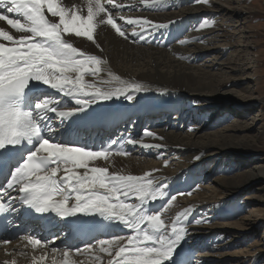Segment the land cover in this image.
<instances>
[{
    "label": "bare ground",
    "instance_id": "1",
    "mask_svg": "<svg viewBox=\"0 0 264 264\" xmlns=\"http://www.w3.org/2000/svg\"><path fill=\"white\" fill-rule=\"evenodd\" d=\"M118 2L133 6L121 9L122 15L147 17L167 27L150 28L143 33L145 40L131 36L125 40L110 26H100L96 36L101 46L99 49L85 38L72 39L89 54L98 55L107 61L102 65L105 69L101 73L102 79H108L107 70H111L122 79L141 83L144 90L132 93V101L121 97L100 102L89 109L87 115L80 113L63 118V123L62 118L49 114L52 127L56 132L59 128L68 135L84 137L86 134L88 137L96 133H86L81 128L85 130L92 125L115 123L114 131L109 133V137L114 134L115 137L105 142L117 141L115 147L127 151L129 155H117L114 152L107 160L95 161V166L107 167L110 172L125 175L151 172L166 189L169 188V195L177 190L189 194L196 181L203 182L204 177L208 176L212 185H202L193 197L176 198L170 206L174 211L165 218L171 223L177 213L185 208L192 209L184 225L187 233L181 242L180 251L185 250L180 257L189 264H202V259L203 262L207 259L224 260L227 256L232 259L228 264H259V261L264 260L262 235L261 239L247 247L236 243L240 235L250 230L256 231L260 223L264 222V209L252 207L251 214L246 213L251 204L264 206V156L255 154L253 150H244L261 143L262 133L255 129L256 116L261 115L249 114L256 104L264 105V96H255L249 88L247 76L244 78L248 61L242 58V53L247 54L248 45L240 49L242 41L236 38L234 31H230V22L243 12L239 6L231 5L230 0H208V3L202 0H160L153 7L141 5L139 0ZM74 3L84 7V0H66L68 6ZM84 11L86 14V8ZM204 21H208L210 26L200 29L199 25ZM117 23L125 22L117 19ZM0 26L10 34H15V30L6 22L0 21ZM240 26L234 27L243 32ZM126 29L131 33L134 26L126 25ZM135 30L140 31L138 27ZM182 40L186 43L181 44ZM181 56L186 59H181ZM86 79L91 81L93 77L88 76ZM62 99L70 107H75L67 98ZM159 112H164V117L175 114L166 119L160 118ZM131 114L134 116L128 121ZM145 130L162 139L146 136ZM129 138L138 143H128ZM84 142L86 139L82 140ZM141 142L159 144L161 147L146 148L141 146ZM133 151L139 160L130 157ZM255 156L258 158L254 159ZM214 171H217V175L211 177ZM243 194L249 196L241 202ZM183 197L186 199L179 202ZM165 200L151 207L158 209ZM197 207L212 210L211 214L205 213L199 218L205 220V225L195 223L194 210ZM244 212L231 223L219 224L220 227L216 224L220 218L231 219ZM125 232L126 229L119 230V233ZM230 232L238 234L233 238L235 241H229ZM193 237L198 238L196 242H193ZM217 242L222 244L218 245ZM22 246L21 242L18 247L11 244L6 251L0 252V263L15 261L30 264L39 261L38 251L23 248L25 251L18 253V248ZM216 248L223 251L210 255V251ZM11 250L14 251L8 255L7 252ZM202 250L203 256L199 254ZM65 251L60 249L57 259L53 260L54 264H64ZM92 251L80 254L68 252L67 260L69 264H108L112 259L107 253L99 252L98 248ZM30 252L32 256H29ZM200 257L201 260L198 259Z\"/></svg>",
    "mask_w": 264,
    "mask_h": 264
},
{
    "label": "snow or ice",
    "instance_id": "2",
    "mask_svg": "<svg viewBox=\"0 0 264 264\" xmlns=\"http://www.w3.org/2000/svg\"><path fill=\"white\" fill-rule=\"evenodd\" d=\"M139 3L153 7L160 0ZM124 7L133 6L118 0H84L83 8L78 3L68 6L66 0H0V21L18 34L0 26V177L4 178L0 182V213L16 211L15 205L20 204L36 214L62 220L91 217L76 227L98 231L107 238H94V244L76 248L77 253L98 248L112 257L108 264H181L176 257L192 209L185 208L169 223L163 214L175 195L160 209L151 207L169 196L158 177L151 172L125 175L95 166V161L107 160L114 152L129 155L115 147L117 141L89 147L57 139L49 123V114L62 118L63 123V118L87 115L100 102L121 97L132 101V93L144 90L141 83L122 79L111 70H107L108 79H102V65L107 61L89 54L72 39L85 38L99 49L96 36L100 26H110L125 40L130 36L145 40L143 33L150 28L167 27L147 17H126L120 12ZM117 19L125 23L118 24ZM126 25L134 26V30L128 33ZM208 26L204 21L199 28ZM137 27L140 31L135 30ZM88 76L93 79H86ZM145 135L162 139L149 130ZM128 143L138 141L129 138ZM141 146L161 147L142 142ZM121 228L127 232L118 234ZM27 239L33 247L47 245L34 233ZM51 250L57 251L54 246ZM68 255L65 251L64 264H69Z\"/></svg>",
    "mask_w": 264,
    "mask_h": 264
},
{
    "label": "rangeland",
    "instance_id": "3",
    "mask_svg": "<svg viewBox=\"0 0 264 264\" xmlns=\"http://www.w3.org/2000/svg\"><path fill=\"white\" fill-rule=\"evenodd\" d=\"M238 1V2H237ZM230 4L234 5L237 7H240V11L243 12V14L238 17L236 16L234 18V20L232 22H230V25L232 26V29H230L231 32H235L236 38L239 37L240 40L242 41L240 42H236V44L240 43V49H243V47L247 44L248 45V51L247 54L246 53H242L244 54L242 56V58H246L248 61L247 64V69H245V73H244V78H246V82L249 83V88L251 90L254 91V95L257 97H261L264 96V0H230ZM240 4V5H239ZM241 24L240 27L243 28V32L237 31L235 29L234 26H237ZM241 28V31H242ZM227 31H229V29H227ZM228 54V52H227ZM226 54V55H227ZM249 73V74H247ZM231 83V82H230ZM259 95V96H258ZM256 107L254 108V110L249 114V116L251 114H255L256 115H261V116H256V122L257 124L255 125V129L259 130L262 133L261 136V143H259L257 146L255 147H247V149L245 148L244 150H253L255 154L257 155H262L264 156V105L263 104H256ZM175 114V113H174ZM174 114L172 116V114H169L167 117H164L166 119H170L172 117H174ZM134 114H131L128 118V121L132 120ZM159 116V115H158ZM162 118V117H160ZM186 122H189L186 119ZM260 156V157H262ZM131 158H135L136 160H139L135 154V152L133 151V153L130 155ZM254 159L258 158V157H253ZM126 159V158H125ZM219 162L217 161L216 164H218ZM217 175V171L212 172L211 177H214ZM210 179H208L207 177H204V179L202 180L203 182L200 181H196V185L194 186V188L192 189V191L190 192V194L185 193L184 191L181 190H177V191H173L172 193H170V195L166 198V200L162 203H166L167 199L171 197V195H175L176 198L180 197V196H186V197H190V196H194L195 195V191L203 186L206 185H212V183H210L211 181H209ZM262 182V181H261ZM169 188H167L166 190H168ZM182 194V195H181ZM249 196V194H243L240 197V201L242 202L244 197ZM186 197H183V199H179V202H183L184 199H186ZM174 202V201H173ZM161 204V205H162ZM161 205H159V208H161ZM171 206V205H170ZM170 206L168 207L167 211L164 212L163 217L164 219L166 217H168L169 215H171V213L174 210L170 209ZM252 207L254 208H258L259 210H263L264 206L263 205H256V204H251L250 208L248 209V211L246 213L251 214V209ZM212 210H204L200 207H197L194 210V220H199L200 217H203L202 215L207 213V214H211ZM250 212V213H249ZM197 213H199L200 215H198ZM244 213H241L239 215H235L233 217L228 218V217H224V218H220L216 221V224L218 225V227H220L221 225L219 224H227V223H231L233 221H235L236 219H238L239 217H241L242 215H244ZM201 220H203L205 222V220L202 218ZM202 223H199L201 225H205ZM215 224V226H216ZM260 227L256 230V231H249V229H247L249 232L242 234L239 236V239L236 243H240L241 245H244L245 247L249 246V245H253L255 240H259L261 239V235L264 238V222L260 223L259 225ZM203 227V226H202ZM223 227V226H222ZM221 227V230H223ZM207 230L209 228H206ZM211 231V230H209ZM214 233V232H213ZM246 234V235H245ZM237 233H233L230 232V234L228 233L229 236V241H232L234 237H237ZM242 238V239H241ZM198 238L193 237V242H196ZM237 240V239H236ZM235 241V239L233 240ZM195 244V243H194ZM197 244V243H196ZM217 244H222V242H217ZM206 250V249H205ZM211 250V249H209ZM207 250V251H209ZM235 249H232L231 251H234ZM221 251L223 250H218V248L214 249L213 251H210V255H212L213 253L219 252L221 253ZM92 252H96V251H92ZM203 250L200 251L199 254H203ZM200 255V256H201ZM203 256V255H202ZM198 259H202L201 257ZM229 259L228 256L227 258L223 259H218V260H208L206 262H203L204 260L202 259V264H228ZM259 264H264V260L259 261Z\"/></svg>",
    "mask_w": 264,
    "mask_h": 264
}]
</instances>
